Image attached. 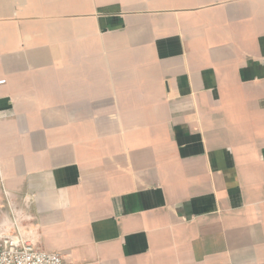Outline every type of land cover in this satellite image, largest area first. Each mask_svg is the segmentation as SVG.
I'll list each match as a JSON object with an SVG mask.
<instances>
[{
    "label": "crops",
    "instance_id": "crops-1",
    "mask_svg": "<svg viewBox=\"0 0 264 264\" xmlns=\"http://www.w3.org/2000/svg\"><path fill=\"white\" fill-rule=\"evenodd\" d=\"M0 80V238L264 264V0H0Z\"/></svg>",
    "mask_w": 264,
    "mask_h": 264
},
{
    "label": "built area",
    "instance_id": "built-area-1",
    "mask_svg": "<svg viewBox=\"0 0 264 264\" xmlns=\"http://www.w3.org/2000/svg\"><path fill=\"white\" fill-rule=\"evenodd\" d=\"M0 80V85L4 84ZM0 264H65L61 255L38 249L24 235L6 234L0 238Z\"/></svg>",
    "mask_w": 264,
    "mask_h": 264
}]
</instances>
